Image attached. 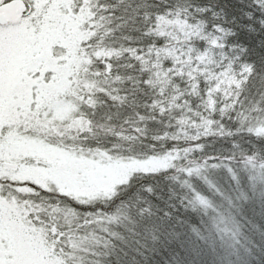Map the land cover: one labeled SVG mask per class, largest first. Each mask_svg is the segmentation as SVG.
Returning <instances> with one entry per match:
<instances>
[{
	"label": "snow or ice",
	"instance_id": "snow-or-ice-1",
	"mask_svg": "<svg viewBox=\"0 0 264 264\" xmlns=\"http://www.w3.org/2000/svg\"><path fill=\"white\" fill-rule=\"evenodd\" d=\"M0 264H264V0H0Z\"/></svg>",
	"mask_w": 264,
	"mask_h": 264
}]
</instances>
